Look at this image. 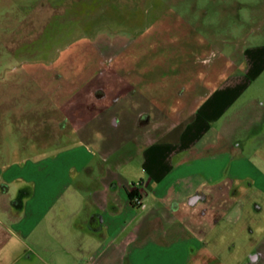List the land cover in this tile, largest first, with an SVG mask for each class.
I'll return each instance as SVG.
<instances>
[{"label": "rangeland", "instance_id": "374dc122", "mask_svg": "<svg viewBox=\"0 0 264 264\" xmlns=\"http://www.w3.org/2000/svg\"><path fill=\"white\" fill-rule=\"evenodd\" d=\"M263 18L264 0H0V163L79 143L92 162L119 160V173L138 183L147 174L130 151L131 119L143 107L168 117L176 110L172 104L143 105L138 85L159 89L165 76L184 71L188 80L215 86L246 66L242 56L234 66L228 59L247 51L256 66L245 73L247 89L226 113L251 96L264 99ZM99 83L106 85L107 99L98 101L101 92L86 90ZM54 93L74 100L68 111L76 116L64 133L55 128ZM246 140L264 156V137ZM132 191L141 205L144 192ZM255 197L261 210L250 204L242 219L251 221L250 230L229 224L217 244L204 242V256L192 264H237L246 243L264 240V199ZM74 200L59 224L31 236L41 257L35 264H74L96 247L95 235L72 225Z\"/></svg>", "mask_w": 264, "mask_h": 264}, {"label": "crops", "instance_id": "0c3cea01", "mask_svg": "<svg viewBox=\"0 0 264 264\" xmlns=\"http://www.w3.org/2000/svg\"><path fill=\"white\" fill-rule=\"evenodd\" d=\"M237 54L235 60L226 57L234 66L242 56L246 66L215 86L188 80L184 71L165 76L159 89L148 82L138 85L142 88L135 93L143 96V105L176 106L169 117L143 107L131 119L136 124L130 151L147 174L138 183L119 173V160L104 156V162H92L79 143L0 163V264H35L41 257L31 236L59 224L72 198L78 204L72 225L97 242L74 264H192L204 256V242L217 244L231 230L229 224L249 229L251 221L242 219L250 204L261 210L255 195L264 199V156L256 155L245 138L264 137V99L251 96L226 113L247 89L245 73L256 66L247 51ZM76 87L70 86L68 95ZM91 91L102 94L95 100L107 99L106 85L89 86L86 94ZM59 95L53 96L58 112L53 119L56 132L64 133L76 115L68 111L74 100ZM132 190L144 192L137 207L128 196ZM243 247L237 264H264V240Z\"/></svg>", "mask_w": 264, "mask_h": 264}, {"label": "trees", "instance_id": "16d2710c", "mask_svg": "<svg viewBox=\"0 0 264 264\" xmlns=\"http://www.w3.org/2000/svg\"><path fill=\"white\" fill-rule=\"evenodd\" d=\"M135 193V191H129L128 196L131 198V196ZM131 204H134V202L131 200Z\"/></svg>", "mask_w": 264, "mask_h": 264}, {"label": "built area", "instance_id": "2783aa9c", "mask_svg": "<svg viewBox=\"0 0 264 264\" xmlns=\"http://www.w3.org/2000/svg\"><path fill=\"white\" fill-rule=\"evenodd\" d=\"M135 201L137 202V203H139L140 201H141V198H139L138 196H135Z\"/></svg>", "mask_w": 264, "mask_h": 264}, {"label": "flooded vegetation", "instance_id": "af4514ba", "mask_svg": "<svg viewBox=\"0 0 264 264\" xmlns=\"http://www.w3.org/2000/svg\"><path fill=\"white\" fill-rule=\"evenodd\" d=\"M129 192V191H128ZM129 199H130V202H131V200H132V198H130L129 197ZM133 201V200H132ZM134 202V201H133ZM133 206H137V204L134 202V204H132Z\"/></svg>", "mask_w": 264, "mask_h": 264}]
</instances>
